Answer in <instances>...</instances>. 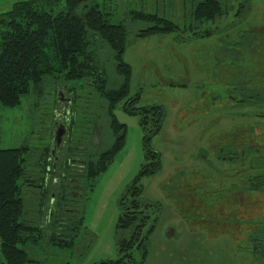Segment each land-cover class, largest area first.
I'll list each match as a JSON object with an SVG mask.
<instances>
[{
  "label": "rangeland",
  "instance_id": "1",
  "mask_svg": "<svg viewBox=\"0 0 264 264\" xmlns=\"http://www.w3.org/2000/svg\"><path fill=\"white\" fill-rule=\"evenodd\" d=\"M21 1L28 0H0V13ZM242 2L230 3L226 15L201 27L199 31L211 32L201 37L184 32V0L107 4L123 19L130 10L156 13L182 31L144 38L130 35L122 54L131 71L128 98L138 94L136 108L163 110L161 128L149 144L160 154L159 170L138 181L139 199L149 205L150 219L143 231L154 222L142 264H264L250 241L264 227V190H253L256 182L248 179L256 172L264 174V0H250L245 8ZM130 28L133 34L138 29ZM108 69L113 80L112 65ZM52 81L45 80L38 108L28 98L2 112L0 149L27 145L34 157L48 145L50 124L64 121L70 113L66 101L57 100L54 106V90L66 100L70 94ZM90 93L86 88L76 90L71 103L76 111L74 140L83 128H88L83 133L88 132L85 121L97 118L96 94ZM251 93H263L262 102L250 103ZM128 98L114 109L118 122L125 125L122 149L93 183H81L74 198L82 224L72 248L30 247L34 264H99L118 259V201L146 163L143 138L154 127L148 119L143 129L139 116L122 110ZM99 116H104L103 110ZM102 119L99 132H103L98 136L103 134L106 142L108 131ZM27 170L35 172L31 162ZM133 257L129 264L138 263L136 250Z\"/></svg>",
  "mask_w": 264,
  "mask_h": 264
},
{
  "label": "trees",
  "instance_id": "2",
  "mask_svg": "<svg viewBox=\"0 0 264 264\" xmlns=\"http://www.w3.org/2000/svg\"><path fill=\"white\" fill-rule=\"evenodd\" d=\"M235 1L184 0L187 7L184 32H191L193 37L211 35L210 31H199L200 28L226 15L229 4ZM249 1L243 0L241 8ZM111 3L112 0H28L16 2L8 11L0 13V119L3 111L18 107L23 99H34L32 103L37 106L32 107L38 108L45 80L50 78L53 84L67 88L73 102L76 90L81 92L86 88L89 95L94 92L95 114L99 116L103 110L108 131L106 147L96 155H86L83 166L71 171L73 175H69L70 169L80 163H66L58 173L54 172V177L58 176L54 188L43 176L41 179L37 158L31 157L34 151L30 147L0 149V253L3 259L0 264H34L29 249L42 244L72 248L75 233L82 224V217L73 207L79 186L84 181L93 183L124 145L125 125L118 122L114 109L128 98L129 93L131 71L122 60L128 38L130 35L144 38L182 33L180 25L156 13L130 10L123 19L108 7ZM131 26L138 27L134 34ZM109 64L112 65L113 80L108 76ZM55 93L56 90L54 106L58 103ZM262 94L251 93L248 96L250 103H261ZM138 99L136 94L125 100L122 110L128 115L139 116L143 129L148 119L152 125L154 123L153 129L143 138L146 163L118 201L116 247L119 257L99 264H129L134 260L135 250L139 255L137 264H142L147 239L154 228L153 222L147 231H143L150 219L149 205L139 199L141 187L138 181L159 170L160 154L149 144L161 128L163 110L159 107L136 108ZM72 101L66 104L70 107V132L74 135L76 111ZM98 116L94 118L96 121ZM103 117L99 116V120ZM89 125L93 127L94 122L90 121ZM29 162L35 172L27 170ZM68 178L79 179V182ZM248 179L256 182L251 185L253 190H264V174L256 172ZM250 241L254 254L264 260V227L254 232Z\"/></svg>",
  "mask_w": 264,
  "mask_h": 264
},
{
  "label": "flooded vegetation",
  "instance_id": "3",
  "mask_svg": "<svg viewBox=\"0 0 264 264\" xmlns=\"http://www.w3.org/2000/svg\"><path fill=\"white\" fill-rule=\"evenodd\" d=\"M55 96L60 103L64 101H66V103L72 101L71 97L69 99L67 98V100L62 98L63 93L57 90ZM52 120H54V118H51V121ZM99 121L100 120L98 116V121H92L94 122V126H91L87 133L82 132L83 129H88L86 127L80 130V136L76 140L72 138L73 134L72 132H70L72 123L70 116L68 118L66 117V119L61 122H58L56 120L54 121V123L50 122L52 123V125L50 124V127L52 128V131L50 129V142L47 143L48 145L42 147L41 152L35 154V157L37 158L38 172L40 173L41 179L42 176L43 178H46L47 176L48 178L46 182H51L54 188V181H58V176L55 175L54 177V172L55 174L58 173V171H60L59 169L62 167L64 168V165L66 163H71L73 165H76V163H80V166H75L76 168L70 169L69 175H73L74 173H71V171H75L78 167L80 168L83 166L82 161L85 160L84 158L86 155H89L90 153L96 155L102 149H104L106 147L107 141L103 142V134L99 135L100 137L98 136L99 133L103 132H99L102 128L98 123ZM85 123L90 127L89 121H85ZM32 158H29V160H31ZM68 179L72 180L73 182H79V179Z\"/></svg>",
  "mask_w": 264,
  "mask_h": 264
}]
</instances>
